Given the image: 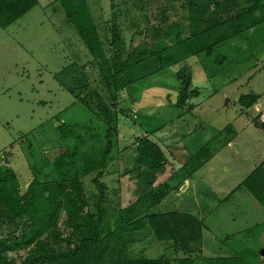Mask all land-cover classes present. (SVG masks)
Masks as SVG:
<instances>
[{
  "label": "rangeland",
  "instance_id": "374dc122",
  "mask_svg": "<svg viewBox=\"0 0 264 264\" xmlns=\"http://www.w3.org/2000/svg\"><path fill=\"white\" fill-rule=\"evenodd\" d=\"M76 1L83 2L101 38L110 37L116 15L126 43L133 33L156 25L167 2L170 22L185 18L183 1ZM246 4L237 0V5H229L240 10ZM260 5L256 13L236 25L240 33L216 46L211 56L200 54L184 64L190 68L199 97L190 101L196 106L183 117L178 118L180 110L173 106L178 87L176 68L148 79L142 92L143 82L118 97L122 131L127 133L131 128L136 134H147L176 170L174 183L183 178L188 181L187 188L182 191L181 187L179 193L163 200L159 212L180 210L203 219L205 229L194 264H207V260H212L211 264H264V199L260 201L244 187L238 188L255 169L264 172V129L253 124L255 118L264 124V0ZM210 6L212 14L215 7ZM227 15L221 12L224 20ZM141 39L135 36L133 42ZM218 56L224 57L223 63L216 62ZM97 61L103 64L101 59ZM95 63L76 29L67 23L58 0H38V5L16 23L0 28V178L6 179V191L14 195L17 186L25 188L32 178V167L59 174L65 185L69 180L64 181V177L71 179L76 173L88 209L95 212L97 190L92 179L96 173L84 174L83 157L92 146L100 149L103 144L95 131L85 128L93 114L68 90L87 84L89 90L105 96L107 91ZM135 90L138 94L132 101L127 92ZM245 95H260V99L242 114L239 99ZM61 124L69 129L64 140L56 129ZM123 132L120 134L126 136ZM231 137L236 141L227 145L223 138ZM201 149L204 151L199 153ZM59 150L71 155L74 163L69 158L65 168L49 166ZM197 155L202 161L200 168L189 162L194 158L197 163ZM134 157L131 147L114 162L118 172L100 179L106 187L107 222L112 223L116 210L139 195L137 174L127 173L133 172ZM185 164L188 167L182 169ZM67 168L71 170L69 178ZM60 212V235L76 240L67 224V213ZM7 231L0 227V238ZM49 242L57 250L67 249L64 241L52 237ZM156 253L171 255L159 244H152L147 256L155 258ZM25 255V251H18L9 258L19 263Z\"/></svg>",
  "mask_w": 264,
  "mask_h": 264
},
{
  "label": "trees",
  "instance_id": "16d2710c",
  "mask_svg": "<svg viewBox=\"0 0 264 264\" xmlns=\"http://www.w3.org/2000/svg\"><path fill=\"white\" fill-rule=\"evenodd\" d=\"M58 1L65 11L67 23L76 29L94 57L98 75L107 91L104 96L89 90L87 84L68 88L78 103L93 114L94 119L85 128L89 126L95 131L103 144L100 149L92 146V150L83 157L84 174L96 173L92 179L97 190L95 212L88 209L83 184L76 173L71 179L64 177V181L69 180V184L65 185L59 174L37 171L31 166L32 178L25 188H14V195L5 190L6 179L0 178V227L8 230L0 238V264H194L193 257L200 252L199 244L205 229L203 219L180 210L159 212L163 200L173 192L179 193L187 179L174 183L176 170L163 149L147 134H136L130 131L131 128L127 129V133L122 131L118 97L141 82L139 92H142L148 79L176 68L178 87L173 106L180 110L178 118L189 113L196 106L190 101L199 96L193 88L190 68L184 64L200 54L211 56L216 46L239 34V22L256 13L261 8V0H245L246 7L240 10L229 5H237V0H168L183 1L181 7L186 24L184 21L170 22L171 11L167 2L165 9H161L158 23L140 33H133L130 43L124 41L121 28L115 22L116 15L110 27V37L104 35L101 38L83 2ZM37 5L38 0H0V28H8ZM210 5L215 7L212 14ZM223 10L229 15L226 20L221 17ZM135 36L142 39L134 43ZM100 59L103 64L97 61ZM216 59L217 63L224 61L223 56ZM76 91L78 94H75ZM136 91L127 92L132 101L138 94ZM259 99L260 95L240 97L242 114L255 106ZM253 124L264 129V124L257 118L253 119ZM56 129L60 140H64L69 132L65 130L69 129L64 124ZM233 138L223 139L229 145ZM131 147L135 151V164L133 172L127 173L137 174L139 195L126 207L120 206L110 223L105 213L106 187L100 179L118 172L114 169V162ZM202 151L204 149L199 153ZM57 153L54 160L48 162L49 166L65 168L69 158L74 163L67 152L59 150ZM198 155L197 163L194 158L189 162L200 168L202 161ZM186 167L188 165L185 164L182 169ZM65 170V175L71 177V170ZM263 173L259 168L255 169L238 188L244 187L260 201L263 200ZM61 210L67 213V224L77 236L76 240L63 239L60 235L58 222ZM52 237L66 242L67 249L57 250L49 242ZM147 244L150 246L148 250ZM152 244L165 248L171 253L170 257L165 253H156L155 258L148 257ZM18 251L26 253L19 263L9 258L10 253ZM211 262L206 261L207 264Z\"/></svg>",
  "mask_w": 264,
  "mask_h": 264
},
{
  "label": "crops",
  "instance_id": "0c3cea01",
  "mask_svg": "<svg viewBox=\"0 0 264 264\" xmlns=\"http://www.w3.org/2000/svg\"><path fill=\"white\" fill-rule=\"evenodd\" d=\"M255 129H256V128H255ZM261 131H262V130H261ZM235 141H236V140L233 138V140H232V142H231L230 144L235 143ZM230 144H229V145H230ZM235 145H236V144H234L233 146L235 147ZM237 147H240V145H239V146L236 145V148H237ZM187 185H188V181L185 180L184 183H183V185H182V191H183L185 188H187Z\"/></svg>",
  "mask_w": 264,
  "mask_h": 264
},
{
  "label": "water",
  "instance_id": "95a60500",
  "mask_svg": "<svg viewBox=\"0 0 264 264\" xmlns=\"http://www.w3.org/2000/svg\"><path fill=\"white\" fill-rule=\"evenodd\" d=\"M235 147H236V145H235Z\"/></svg>",
  "mask_w": 264,
  "mask_h": 264
}]
</instances>
